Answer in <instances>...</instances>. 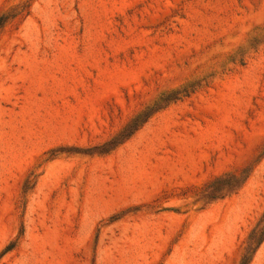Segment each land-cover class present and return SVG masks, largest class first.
<instances>
[{
    "label": "rangeland",
    "instance_id": "obj_1",
    "mask_svg": "<svg viewBox=\"0 0 264 264\" xmlns=\"http://www.w3.org/2000/svg\"><path fill=\"white\" fill-rule=\"evenodd\" d=\"M247 251L264 264V0H0V264Z\"/></svg>",
    "mask_w": 264,
    "mask_h": 264
},
{
    "label": "trees",
    "instance_id": "obj_2",
    "mask_svg": "<svg viewBox=\"0 0 264 264\" xmlns=\"http://www.w3.org/2000/svg\"><path fill=\"white\" fill-rule=\"evenodd\" d=\"M260 238H261V236H260V229H255L253 232H252V234H251V236L249 237V246H250V248H252V246L256 243V242H258V240L260 241ZM249 249V248H248ZM248 257V251L246 252V254L244 255V257H243V259H242V264H244L243 263V260L245 261V259ZM241 264V263H240Z\"/></svg>",
    "mask_w": 264,
    "mask_h": 264
}]
</instances>
